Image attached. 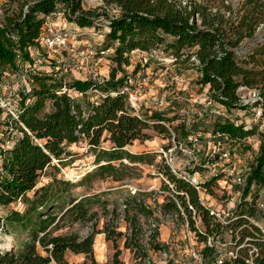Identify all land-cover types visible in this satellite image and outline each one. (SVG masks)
I'll use <instances>...</instances> for the list:
<instances>
[{"label":"trees","instance_id":"16d2710c","mask_svg":"<svg viewBox=\"0 0 264 264\" xmlns=\"http://www.w3.org/2000/svg\"><path fill=\"white\" fill-rule=\"evenodd\" d=\"M84 1L33 0L11 6L1 15L0 82L19 72V64L32 61L29 50L37 47L46 18L58 12L79 28L92 27L103 18L108 30L106 45L100 51H108L112 65L108 76L101 80L74 78L67 82L62 76L43 75L33 79L28 92H19L22 126L7 122L17 140L5 152L0 149V231L9 234V244L0 246V264H70L67 253L81 255L80 264H124L119 242L132 255L133 264H173L171 260L154 262L149 255L165 248L159 241L157 209L180 218L185 213L184 221L204 244V260L212 259L215 251L214 245L207 244L208 237L223 241V235L231 231L232 240L243 246L234 259L220 264H264V244L254 237L249 221L258 217L255 203L259 192L264 193V129L259 130L257 125L245 129L242 124L216 118L212 132L226 137L224 144L249 149L243 142L246 138L257 136L259 141L242 196L232 217L222 225L201 204L194 186L158 162L157 154H133L126 149L135 141L150 140V129L169 140L170 145L172 140L189 144L193 129L184 120L172 125L176 119L165 110L135 115L120 94L129 78L125 67L131 65V52L159 50L160 60L164 57L165 63L172 65L194 58L199 84L207 86L211 97L229 109L243 107L237 94L240 87L258 91L262 100L254 105H260L264 118V0H241L236 11L230 5L224 6L225 13L220 9L213 12L196 0H100L101 7L88 10L83 9ZM113 8L116 13L111 12ZM256 33L261 37L253 44ZM243 41L246 44L242 49L239 45ZM137 72L135 67L133 74ZM68 90L80 97L70 96ZM90 92L96 93L95 101H90ZM82 139L93 151L94 168L78 182L50 172L48 181L38 186L48 168L56 169L53 159L60 162L69 157L67 148ZM101 142H108L109 148H101ZM123 160L155 166L162 178L160 191L169 192L171 197L162 194V202L154 200L152 207L147 202L151 194L139 190L113 201L103 198L111 190L75 194L79 187L90 189L95 180L124 183L131 168ZM200 170L196 167L188 171ZM219 177L201 181L208 194L213 193ZM18 202L22 210L11 207ZM100 219L103 222L99 229ZM197 220L205 231L196 227ZM120 222L124 231L119 230ZM76 224H87L88 232L81 235L71 231ZM98 234H103L114 250L111 260L105 263L94 257ZM253 246L257 253L250 256Z\"/></svg>","mask_w":264,"mask_h":264},{"label":"rangeland","instance_id":"374dc122","mask_svg":"<svg viewBox=\"0 0 264 264\" xmlns=\"http://www.w3.org/2000/svg\"><path fill=\"white\" fill-rule=\"evenodd\" d=\"M33 0H0V19L3 13V10L13 6L17 7L18 4H24L25 2H30ZM184 1V0H183ZM197 2L202 3L207 6L210 10L215 12L217 9H220L221 12L225 13L224 6L230 5L234 11L237 10L241 0H196ZM100 0H85L83 2V9H93L101 7ZM110 10V9H109ZM68 22V21H67ZM104 19H98L95 24L87 31H84L82 35L78 37L84 45L80 46L79 49L88 48L93 50L97 57H99V51L104 49L106 45L105 39V31H104ZM69 23V22H68ZM64 24V23H63ZM76 25H69L66 27L73 33L77 35L78 32L75 30ZM63 28V27H62ZM246 42L243 41L239 47L243 49ZM248 46V45H247ZM245 50V48H244ZM131 55V54H130ZM62 56V63H60L62 78L70 82L74 79L75 76L72 72H76V59L66 52H62L60 55H52V59H46L45 54L40 52L38 56L39 62H36L35 66H33V59L30 63L19 64V72H16L14 76L13 74H9L3 82H0V88L5 92H10L12 90H17L18 92L25 90V84L30 85L33 82V79L37 76L47 75L50 68L56 65L57 61H60V57ZM135 56V54L133 55ZM164 56V55H163ZM35 56H33L34 58ZM108 58L107 55L103 56V58L95 63L94 68L97 72H99L102 76H108L110 71L111 62L105 63V59ZM161 55L156 58H150L146 63L143 61L139 62L138 58L132 57L131 65L125 67L126 75L133 79V81L137 80V78L133 74V70L135 67L138 68V72L143 77H148V86L146 90H154L159 99L162 96H167V100H170L173 106V109L165 110V113L170 112V116L174 117L176 120L172 122V125L177 124V120H184L187 122L188 127L192 128L190 136L193 138L195 136L196 141L191 139V144L186 145V147H182L185 152L176 149V157H177V166L181 170H196V162L200 159H205L206 156L209 155L210 152L215 151L216 145V134L212 132V128L214 123L216 122V114L211 113L212 109H216L215 107H211L210 111H202L200 116H197L194 112L196 106L189 101L190 97L196 95L198 96V100H200V94L202 93L201 86H199V72L196 67L195 62L191 59L189 62L178 61L176 68L168 69L171 63H165V61L160 60ZM105 63V64H104ZM162 64V65H161ZM108 65V69L103 66ZM144 65V66H142ZM146 67H150L149 71H145ZM101 69V70H100ZM66 70V71H65ZM248 88H244L240 90V93L245 101L252 102V100L257 96V92L255 94L253 91H248ZM253 90V89H251ZM96 93L90 92L88 93V97L90 101H95ZM70 96L79 98L80 95H77L73 92L70 93ZM148 97V95H146ZM193 104V105H192ZM142 113L145 111L142 110ZM3 116V115H1ZM248 117V114L247 116ZM4 118V119H3ZM193 125V127H191ZM12 131L7 128V121L5 117H0V134L3 139L12 136ZM16 134V133H15ZM151 139L146 140L144 142L136 141L131 146H128L126 149L133 154H151L154 155L156 152L154 150H159V148H168L170 147L169 140L164 139L158 132L150 129L148 131ZM15 136V135H14ZM108 142H101V148L108 149ZM225 147L224 146V150ZM229 147V152H234V156L232 161L235 163L236 171H241L247 166H249L251 162V155L247 153V149L240 147L239 145L235 147ZM68 152L71 154L66 159H61L58 162L56 159H53L52 165L56 167L55 170L52 168H48L46 173L40 178L38 186L48 181V174L50 172H58V178H63L67 180H72L73 182H78L80 178L87 173L88 171L94 168V157L93 151L89 148L87 142L85 140H80L75 144H71L67 148ZM189 158V159H187ZM157 161H159L156 158ZM153 162L156 165V162ZM214 161V160H212ZM124 164L130 166V170L126 172L127 179L124 183H114L110 179L106 180H95L90 189H86L84 187H79L75 189V194L77 196H81L84 194L90 195L94 193H101L111 190L107 195L103 198L108 199L109 201L118 200L121 197L125 196V194L130 193L134 190H139L143 192L150 193L151 195L147 198V202L150 206H154L153 201L162 202V194L163 196H170L169 192H161L160 186L162 182L161 176H159L156 172V167L147 164H138V163H128L126 160H123ZM213 163V162H212ZM118 163H116L117 165ZM158 164V163H157ZM193 168V169H192ZM230 182V180H228ZM221 186V185H220ZM243 189L245 186L234 188L232 191H226L223 188L216 185L212 187V194L205 195L202 200L207 203H212V207L216 208L219 211H228L231 208V205H236L239 200V190ZM258 201L264 200L263 191L259 192ZM11 207H15V204ZM156 215L160 219L159 225V241L165 245V248L158 252L151 251L149 253L152 261L157 263H165L168 260H171L173 264H200L198 261L194 260L191 252L190 246L200 247V242L197 240L195 233L189 228L186 220V215L183 212L182 218L178 217L175 214H167L161 213L159 209L155 210ZM103 220L100 219L98 228H102ZM196 227H198L201 231H205L199 220L196 221ZM71 231L78 232L81 235H85L89 228L87 224H76L71 229ZM120 231H124V226L122 222H120ZM194 235V237L192 236ZM9 234L4 233L3 230L0 231V246H6L9 244L8 241ZM232 235L230 233H226L223 235V241L227 242L231 239ZM215 241H221V238H217ZM213 242V241H212ZM15 247H17V243H13ZM121 255L120 260L124 264H133L132 255L128 250H125L122 247V243L119 242ZM94 257L100 263H105L111 260L113 255V247L112 243L105 241L103 234H98L95 236L94 240ZM66 259L70 264H80L83 260L81 255H72L71 253L66 254ZM50 264H56L51 262Z\"/></svg>","mask_w":264,"mask_h":264},{"label":"built area","instance_id":"2783aa9c","mask_svg":"<svg viewBox=\"0 0 264 264\" xmlns=\"http://www.w3.org/2000/svg\"><path fill=\"white\" fill-rule=\"evenodd\" d=\"M111 12L116 13L117 11L113 8ZM58 14L61 16V18L64 19L62 13L58 12ZM64 20L66 21V19ZM75 30L78 32L77 35H74L73 33H71V31H69V29L65 27L54 28L52 25H49L47 21H45L37 40V47L29 50L30 55L33 59V66L36 65L34 62L35 59L36 62H39V59H41L38 58L40 52H43L45 54L46 59H52V55H60L62 54V52H66L76 59L77 64L75 66V70L76 72L80 73L78 79H103L104 76H102L95 70L94 65L95 63L100 61L108 51H100V56L97 57V54L93 50H90L86 47L83 49H79V47L83 46L84 43L80 39H78V37L82 35L84 31H81L78 26H75ZM131 54H134V52L132 51ZM159 55L162 56V53L159 50H152L151 52L146 53L142 61L146 63L150 58H156ZM33 56L35 57L33 58ZM60 59V61L56 62V65L50 68L47 75H51L54 78H59L62 76L60 67V63H62V56L60 57ZM192 60L196 63L194 58H192ZM163 61L167 62V59L163 57ZM14 75L15 74H13L12 76ZM134 76L137 78V80L133 81V79L129 77L124 86L120 89V94L124 96L126 104L129 107L130 111L139 116L142 114V108L147 101L146 95L149 91V89L146 90V87L148 86V77H143L140 73H136ZM199 86H201L202 89L200 100H198V96L196 95L190 97L189 99V101H191L196 106L194 112L197 116H200L202 111H210L211 107H215L216 109H212L211 113L216 114V117H219L223 120H229L234 124H242L245 129L251 127L252 125H257L259 130L264 129V118L261 115V107L260 105H254V103L258 100H262L258 91L251 89L248 90L250 92L253 91L254 94L255 91L257 92L256 99L254 98L252 102H249L245 101L240 93V90H243L245 87H240L237 90V94L239 96V102L243 107L229 109L224 105L219 104L211 97L207 86ZM29 90L30 85L25 84L24 91L28 92ZM67 92L68 94L73 92L77 95H80L74 90H68ZM157 98V96H154L153 100L151 101L150 107L147 110L173 109L171 101L166 99L167 96L164 95L159 99ZM20 101L21 96L17 90L14 89L10 92L3 93L0 88V117L4 116L7 122L10 121L19 123V125L22 126L19 119ZM247 114L248 117H246ZM10 130H12L11 127ZM1 136L2 135L0 134V149L1 151L5 152L14 145L17 140V135L13 133L11 137L6 138L5 140H2ZM191 136H189L187 139V142H189L188 145L193 142L191 141V139H193L194 141L197 140L195 139V136L193 138ZM216 137L217 142L215 145V151L210 152L204 160L200 159L198 162L194 161L196 163V165L194 166L201 167L200 171H194L193 173H190L188 170H181L177 166L176 149L185 152L182 147H186L187 144L184 143L176 144L172 140L170 147L166 149L159 148L156 158L159 160L158 162H161L164 165L168 166V168L178 177L187 179L191 183V185L194 186L201 204L208 208L210 214L213 215L216 221L220 222L222 225H225L228 219L232 217V210L235 206L231 205V208L228 211L224 212L219 211L217 207L213 208L212 203H207L202 200V195L204 198L205 195L207 196L209 194L201 186V181L209 176H220L216 181L217 185H219V187L223 188L226 191H232L236 187H238L239 189L241 187H244L246 185L245 179L250 171L251 163L253 162L255 155L259 151V141L257 136L248 137L243 141L244 145L249 146V149H247V153L251 152V162L249 166L237 172L235 163L232 161V159H230L233 158L234 152L227 151L229 150L230 146L224 144L226 137H221V135H219L218 133H216ZM224 146H227V148L225 147V149L227 150H224ZM237 146L238 145H235L233 150H235V147ZM228 180H230V182H228ZM242 190L243 189L239 190V198L242 196ZM247 198H250V193L248 194ZM255 207L258 213V217L249 218V221L253 225L252 228H254V237L258 242L264 244V200H257L255 203ZM15 208L22 210L23 206L20 202H18L15 204ZM228 233L232 234L231 231H229ZM192 236L194 237V235ZM207 244L209 246H215L213 258L208 260H204L201 253V250L204 247L203 243H200V247L190 246L189 248L193 259L198 261L200 264H220L225 260L234 259L237 256L239 249L243 246L242 244L239 245L238 241H233L232 238L227 242H212L211 238L208 237ZM256 253L257 249L254 246L251 247V249L249 250V255L252 256Z\"/></svg>","mask_w":264,"mask_h":264},{"label":"crops","instance_id":"0c3cea01","mask_svg":"<svg viewBox=\"0 0 264 264\" xmlns=\"http://www.w3.org/2000/svg\"><path fill=\"white\" fill-rule=\"evenodd\" d=\"M46 21L49 23V25H52L54 28H60V27H67L68 25H69V27H70V25H72L73 23H68L67 21H65L63 18H61V16L58 14V13H55V14H52V15H50V16H48L47 18H46ZM64 23V24H63ZM73 25H75V24H73ZM104 31H105V33L107 32V30H108V27H107V24H106V22H104ZM91 27H87V28H80L81 29V31L83 30V31H87V29H90ZM91 30V29H90ZM134 52V54H135V56H133L134 54H131L130 55V57H131V60H132V57L134 58V57H136V58H138V61L139 62H141L142 61V59H143V57L146 55V53H144V52H141V51H133ZM107 55V57H108V55L109 54H106ZM105 63H108L109 62V59L108 58H106L105 59V61H104ZM104 63V64H105ZM142 66H144V65H142ZM106 66L104 65L103 67H102V69L103 68H105ZM107 69H108V65H107V67H106ZM172 68H176V65H170V67L168 68V69H172ZM101 70V69H100ZM150 70V67H146L145 68V71H149ZM73 73V75L75 76V74H76V76L74 77V78H78V76L80 75V73H78V72H72ZM104 77H106L105 75H104ZM148 97H147V101H146V103L144 104V106H143V108H142V110L143 111H147V109L150 107V104H151V101L153 100V98H154V96L156 95V92L154 91V90H149L148 91ZM136 142V141H135ZM134 142V143H135ZM154 151H156V152H153V153H155V154H157V150H154Z\"/></svg>","mask_w":264,"mask_h":264},{"label":"water","instance_id":"95a60500","mask_svg":"<svg viewBox=\"0 0 264 264\" xmlns=\"http://www.w3.org/2000/svg\"><path fill=\"white\" fill-rule=\"evenodd\" d=\"M260 37H261V33H256L255 36H254V39L252 40V43L253 44L256 43L259 40Z\"/></svg>","mask_w":264,"mask_h":264}]
</instances>
